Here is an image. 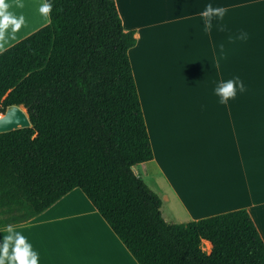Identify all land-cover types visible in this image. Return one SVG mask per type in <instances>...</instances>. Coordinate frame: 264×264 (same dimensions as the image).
I'll return each mask as SVG.
<instances>
[{
  "label": "trees",
  "instance_id": "1",
  "mask_svg": "<svg viewBox=\"0 0 264 264\" xmlns=\"http://www.w3.org/2000/svg\"><path fill=\"white\" fill-rule=\"evenodd\" d=\"M44 1L49 23L0 53V113L31 125L0 133V228L79 189L138 264H264L247 210L167 223L135 172L153 151L115 0Z\"/></svg>",
  "mask_w": 264,
  "mask_h": 264
},
{
  "label": "crops",
  "instance_id": "2",
  "mask_svg": "<svg viewBox=\"0 0 264 264\" xmlns=\"http://www.w3.org/2000/svg\"><path fill=\"white\" fill-rule=\"evenodd\" d=\"M44 2L6 0L8 11L24 20L15 31L9 25L0 53L49 23L39 12ZM115 3L123 29L136 39L128 57L153 151L144 169L151 165L156 180H145L147 170L140 177L162 200L163 219L181 224L245 209L264 241V96L237 89L221 104L214 93L236 76L245 88L264 87V0ZM209 3L228 11L222 21L213 17L207 32L199 13ZM241 31L247 40L235 39ZM194 179L209 190L197 193L187 185ZM12 227L31 243L39 264H138L79 189ZM7 234L0 228V237Z\"/></svg>",
  "mask_w": 264,
  "mask_h": 264
},
{
  "label": "clouds",
  "instance_id": "3",
  "mask_svg": "<svg viewBox=\"0 0 264 264\" xmlns=\"http://www.w3.org/2000/svg\"><path fill=\"white\" fill-rule=\"evenodd\" d=\"M17 6L24 7L22 2ZM8 9L9 4L6 3V0H0V40L6 38V30L9 25L15 31L24 20L22 15L17 17ZM51 10L52 5L48 2L39 6V12L45 14L46 19ZM227 11L226 7H213L211 3L207 4L204 10L199 13L203 18L204 30L210 32L213 28L212 18L215 17L217 21H222ZM217 27L221 31L224 30L222 25L218 24ZM235 39L247 40L248 33L241 31ZM237 89L241 93L246 90L244 82L238 76L227 81H220L214 89V93L220 97L219 103L226 104L230 98L236 96ZM7 232V235L0 237V264H39V254L33 250L27 238L22 233L15 231L11 225L7 226Z\"/></svg>",
  "mask_w": 264,
  "mask_h": 264
},
{
  "label": "water",
  "instance_id": "4",
  "mask_svg": "<svg viewBox=\"0 0 264 264\" xmlns=\"http://www.w3.org/2000/svg\"><path fill=\"white\" fill-rule=\"evenodd\" d=\"M30 126L26 109L22 106H12L0 115V133Z\"/></svg>",
  "mask_w": 264,
  "mask_h": 264
},
{
  "label": "rangeland",
  "instance_id": "5",
  "mask_svg": "<svg viewBox=\"0 0 264 264\" xmlns=\"http://www.w3.org/2000/svg\"><path fill=\"white\" fill-rule=\"evenodd\" d=\"M245 92H246V96L248 95V96H253V95H256V97H260V96H264V87H261V88H246V90H245ZM261 107H262V110H264V104H262L261 105ZM2 113H0V115H1ZM146 164L145 163H143V164H139V166H137V174L139 175V176H143V172L144 171H148L149 172V174H148V176H146V178H145V180H147V182L151 185H153L154 184V182H155V180H156V178H155V175L153 174V168H152V166L151 165H148L147 166V168L146 169H144V166H145ZM143 180V179H142ZM162 201V200H161ZM172 209V208H171ZM171 209L169 208V206L168 207H166L165 209H164V213L165 214H169L170 215V213H171ZM177 210V209H176ZM178 211H179V209H178ZM202 249L204 250V251H206V252H208L209 251V249H210V245H207V243H205V242H203L202 243Z\"/></svg>",
  "mask_w": 264,
  "mask_h": 264
},
{
  "label": "bare ground",
  "instance_id": "6",
  "mask_svg": "<svg viewBox=\"0 0 264 264\" xmlns=\"http://www.w3.org/2000/svg\"><path fill=\"white\" fill-rule=\"evenodd\" d=\"M35 8H36V7H35ZM197 177H199V176H197ZM210 178H211V177H210ZM192 179H193V178H192ZM196 179H197V178H196ZM196 179L192 180L194 183H193L192 181H190V184H187V185H188V186H191L192 189H196V190H197V193H198L199 191L201 192L202 189H203V190L208 189V188H206L207 186H206V187H204V186L200 187L199 184H200L201 181H196ZM206 179H207V178H206ZM209 181H210V180H209ZM191 182H192V183H191ZM198 182H199V183H198ZM192 184H193V185H192ZM197 184H198V185H197ZM205 184L208 185V183H205ZM183 185H185V183H184ZM195 186H196V187H195ZM209 186H210V185H209ZM209 186H208V187H209ZM186 187H187V186H186ZM186 187L183 188V186H182V188L185 190V192H186V189H187ZM194 187H195V188H194ZM188 188H189V190H188V192H187V195L185 194V196L189 198V199H187V200H190V198H191L194 194H193L192 191L190 190V187H188ZM198 188H200V189H198ZM196 190H195V191H196ZM198 190H199V191H198ZM208 190H209V189H208ZM189 191H191V192H189ZM185 192H184V193H185ZM200 192H199V193H200ZM203 193H204V192H203ZM191 194H192V195H191ZM204 194H205V193H204ZM189 195H190V196H189ZM207 195H208V191H207ZM185 196L183 195V199L186 198ZM194 199H195V198H194ZM185 201H186V200H185ZM192 201H193V200H192ZM188 202H189V201H188ZM190 202H191V201H190ZM203 203H204V202H203ZM190 204H191V203H190ZM193 205H194V204H192L191 206H193ZM194 206H196V205H194ZM194 206H193V207H194Z\"/></svg>",
  "mask_w": 264,
  "mask_h": 264
}]
</instances>
